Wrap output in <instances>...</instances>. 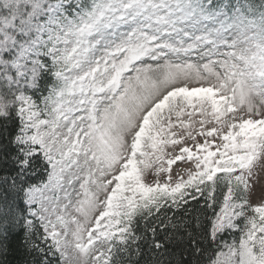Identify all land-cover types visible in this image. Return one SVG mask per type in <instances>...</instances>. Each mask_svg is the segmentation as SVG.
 <instances>
[{
  "label": "snow or ice",
  "instance_id": "6c2138e0",
  "mask_svg": "<svg viewBox=\"0 0 264 264\" xmlns=\"http://www.w3.org/2000/svg\"><path fill=\"white\" fill-rule=\"evenodd\" d=\"M260 169L264 0H0V264H264Z\"/></svg>",
  "mask_w": 264,
  "mask_h": 264
},
{
  "label": "rangeland",
  "instance_id": "374dc122",
  "mask_svg": "<svg viewBox=\"0 0 264 264\" xmlns=\"http://www.w3.org/2000/svg\"><path fill=\"white\" fill-rule=\"evenodd\" d=\"M176 165L173 166L174 170L176 169ZM180 167H187V165H180ZM259 183L264 184V169L259 170V177H258ZM255 199V198H254Z\"/></svg>",
  "mask_w": 264,
  "mask_h": 264
}]
</instances>
